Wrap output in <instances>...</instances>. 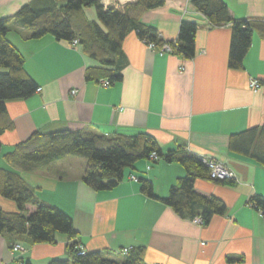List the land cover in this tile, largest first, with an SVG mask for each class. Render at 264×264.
I'll return each mask as SVG.
<instances>
[{
	"label": "crops",
	"instance_id": "0c3cea01",
	"mask_svg": "<svg viewBox=\"0 0 264 264\" xmlns=\"http://www.w3.org/2000/svg\"><path fill=\"white\" fill-rule=\"evenodd\" d=\"M111 1L126 5L136 0ZM194 1L165 0L163 6L144 12L141 20L169 40L177 39L183 21L197 22L196 55L160 54L132 30L123 41L122 55L116 56L124 65L123 79L109 86L86 77L97 61L79 42L50 34L32 38L26 27L12 22L7 37L20 49L25 69L42 88L26 98L5 101L0 167L19 170L5 155L38 130L111 137L149 132L165 152L182 145L233 171V185L207 178L196 181L199 193L217 196L226 204L225 213L201 224L142 192L141 177L151 179L162 198L186 174L180 162L164 158L139 160L136 167L127 168L117 187L106 190L85 182L87 159L76 155L21 173L40 200L71 215L86 250L100 251L107 258L120 260L123 248L143 247L150 264H264V215L250 202L253 196L264 195V166L229 148L232 134L264 125V35L254 31L243 67L231 68V27L212 24ZM225 2L237 18L264 20V0ZM29 3L43 4L42 0H0V16H11ZM84 12L89 20H97L94 7ZM251 77L262 81L256 92L250 87ZM73 89L79 91L73 94ZM0 205L7 212L17 210L14 201L1 195ZM28 208L32 211L35 206ZM14 243L23 245V250L13 253ZM69 247L65 233H58L53 243H35L26 234L4 231L0 264H25L27 259L48 264L68 258Z\"/></svg>",
	"mask_w": 264,
	"mask_h": 264
},
{
	"label": "trees",
	"instance_id": "16d2710c",
	"mask_svg": "<svg viewBox=\"0 0 264 264\" xmlns=\"http://www.w3.org/2000/svg\"><path fill=\"white\" fill-rule=\"evenodd\" d=\"M42 5H23L11 16H0V117L6 110V100L26 98L36 92L38 83L25 69V58L18 47L7 37L12 22L26 27L32 38L53 35L58 40L79 39L83 51L93 57L96 65H90L86 77L101 81L108 79L111 84L123 79V67L117 55H122L123 41L130 31H137L142 40L165 43L159 30L142 22L144 12L161 7L165 0H136L126 5L106 6L103 0H42ZM197 7L214 25L229 24L231 43L229 66L242 68L244 57L253 41V33L258 30L264 35V20L237 18L232 14L225 0H195ZM94 7L97 20L86 17L85 8ZM198 23L185 20L179 28L176 40L168 41L174 54L185 58L197 53ZM229 148L245 156L249 155L264 166V125L249 127L232 134ZM153 152L166 161H178L186 174L174 184L169 195L159 197L153 181L139 178L141 190L148 196L161 199L180 216L195 219L201 216L206 224L217 213H225L226 204L215 196H208L196 190L198 179H211L222 184H235L232 178L214 179L206 162L186 150L184 146L165 152L151 133L139 132L135 135L116 134L114 137L93 134L86 136L74 130H60L49 133L36 131L28 139L18 142L13 151L5 157L16 164L19 170L0 167V195L16 203L17 210L7 212L0 205V232L26 234L35 243H53L58 233L67 234L70 241V256L55 258L48 264H148L144 248L130 249L120 260L107 258L100 251L81 253L80 233L74 220L65 210L45 200H40L35 189L29 185L21 171L47 166L68 155L87 159L84 173L85 182L98 190L114 189L125 176L127 168H134L139 160L150 159ZM157 161V160H156ZM250 202L264 212V195H255ZM32 204L35 209L30 211ZM25 264H34L27 259Z\"/></svg>",
	"mask_w": 264,
	"mask_h": 264
},
{
	"label": "built area",
	"instance_id": "2783aa9c",
	"mask_svg": "<svg viewBox=\"0 0 264 264\" xmlns=\"http://www.w3.org/2000/svg\"><path fill=\"white\" fill-rule=\"evenodd\" d=\"M107 5L109 6L111 4L120 6V2H115V1H111V0H107ZM122 5V4H121ZM160 37L164 39L162 33H159ZM143 42H147V44L149 45V47L152 50H156L157 52H159L160 54H166V53H174L173 52V47L172 45L166 41V39H164L165 43L161 46H159L156 42H152V41H146L145 39L142 40ZM79 39H74L72 41L73 44H78ZM102 84L104 86H109L111 85V82L106 78L101 80ZM250 87L253 90V92L258 91L261 86H262V81L258 78V77H251L250 78ZM42 87H37V90L41 91ZM79 91V89H73L72 93L76 94ZM159 159V156L156 152H153L150 156V160L152 161H156ZM203 160L206 162L209 170L211 171V176L216 179H226V178H230L233 177L234 173L232 170H230L227 166H225L221 161L217 160V159H212V158H208V157H204ZM150 166V165H149ZM132 179L133 180H137V177L135 175H132ZM259 212H261L262 215H264L263 209H260ZM195 220L198 221L199 223L203 224V219L201 216H197L195 217ZM13 245V244H12ZM14 250H19V249H23V245L20 244H14L13 246ZM77 248L79 249V251L81 253H85L86 252V247L81 243L77 246ZM123 254H129L130 253V248H123L122 250ZM150 264V263H148ZM151 264H161L159 262H153Z\"/></svg>",
	"mask_w": 264,
	"mask_h": 264
},
{
	"label": "rangeland",
	"instance_id": "374dc122",
	"mask_svg": "<svg viewBox=\"0 0 264 264\" xmlns=\"http://www.w3.org/2000/svg\"><path fill=\"white\" fill-rule=\"evenodd\" d=\"M14 244H19V243H14ZM14 244H13V246H14ZM13 246H12V248H11V249H12L11 251H12L13 253H15V252H21V250H23L22 248L19 249V250H14ZM122 254H123V253H122Z\"/></svg>",
	"mask_w": 264,
	"mask_h": 264
}]
</instances>
